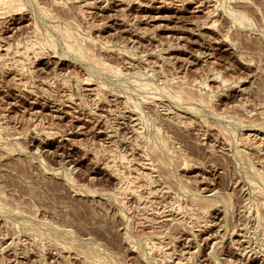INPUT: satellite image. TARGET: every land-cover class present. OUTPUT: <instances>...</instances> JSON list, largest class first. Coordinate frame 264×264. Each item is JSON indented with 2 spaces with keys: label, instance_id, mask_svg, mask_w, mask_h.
I'll return each mask as SVG.
<instances>
[{
  "label": "rangeland",
  "instance_id": "rangeland-1",
  "mask_svg": "<svg viewBox=\"0 0 264 264\" xmlns=\"http://www.w3.org/2000/svg\"><path fill=\"white\" fill-rule=\"evenodd\" d=\"M0 264H264V0H0Z\"/></svg>",
  "mask_w": 264,
  "mask_h": 264
}]
</instances>
